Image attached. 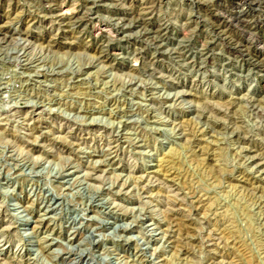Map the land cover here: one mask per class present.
Segmentation results:
<instances>
[{
    "label": "rangeland",
    "instance_id": "1",
    "mask_svg": "<svg viewBox=\"0 0 264 264\" xmlns=\"http://www.w3.org/2000/svg\"><path fill=\"white\" fill-rule=\"evenodd\" d=\"M0 264H264V0H0Z\"/></svg>",
    "mask_w": 264,
    "mask_h": 264
}]
</instances>
